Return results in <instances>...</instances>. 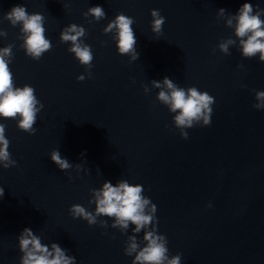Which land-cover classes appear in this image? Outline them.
<instances>
[{"label":"water","instance_id":"obj_1","mask_svg":"<svg viewBox=\"0 0 264 264\" xmlns=\"http://www.w3.org/2000/svg\"><path fill=\"white\" fill-rule=\"evenodd\" d=\"M244 3L264 9V0H0V31L7 33L0 49L13 45L15 86L33 87L44 105L35 135L20 131L18 120L0 118L17 162L0 168V264H20L18 237L25 228L46 245L58 243L77 264H133L124 249L134 226L122 234L111 228L112 219L98 218L108 220L104 229L69 214L74 204L94 213L91 190L121 180L142 185L157 206L158 234L166 236L170 258L264 264V110L253 107L256 92L264 91V63L258 55L243 58L238 40L231 55L218 48L236 39L219 9L235 15ZM18 5L45 17L52 48L39 61L21 47V26L4 19ZM96 6L106 18L85 19ZM152 10L166 19L160 37L151 28ZM121 13L135 21L136 61L118 53L112 33L104 34ZM73 23L87 32L81 39L94 56L91 78L68 51L71 42L60 41ZM165 77L215 98L211 126L181 137L174 114L152 88L151 81ZM57 149L73 164L70 171L52 162ZM77 164L84 170L77 172ZM137 235L142 242L143 231Z\"/></svg>","mask_w":264,"mask_h":264},{"label":"clouds","instance_id":"obj_2","mask_svg":"<svg viewBox=\"0 0 264 264\" xmlns=\"http://www.w3.org/2000/svg\"><path fill=\"white\" fill-rule=\"evenodd\" d=\"M225 9H219L218 18L226 16V25L234 29L236 39L228 38L218 45L219 51L231 55L230 46H235L239 41V49L245 59H253L257 55L259 61L264 63V9L257 6L255 9L251 3H244L235 15H226ZM151 28L153 33L160 37L166 22L159 10H152ZM85 19L92 17L95 22L106 18L104 9L100 6L91 7L84 13ZM13 27L21 26L23 44L21 47L32 60L39 61L42 56L51 50L52 44L45 37V17L41 14H29L26 7L15 6L4 17ZM91 22V21H90ZM135 23L123 13L118 14L114 20L108 23L104 34L112 33V39L116 42L118 53L121 56L131 57V61L139 59L136 50L137 40L133 29ZM0 35H7L0 31ZM87 32L84 27L75 23L65 27L60 34L62 43L71 42L68 51L74 54L79 63L86 67L88 77L91 78V68L94 59L92 49L85 44L82 37ZM12 47L8 45L0 49V118L4 120H18V129L29 135H35L34 125L37 115L44 105L37 99L35 89L29 85L16 87L13 73L9 67L12 63ZM7 58V59H6ZM242 67V65H241ZM85 76L78 77L83 82ZM152 88L159 89L157 100L167 106L170 113L174 114L175 128L184 140L189 139L188 129L196 126H211L213 105L215 98L208 92H201L196 87L184 89L179 87L172 79L165 77L162 82L151 81ZM255 91V90H254ZM145 94L150 89L144 87ZM258 103L253 107L264 110V91L256 92ZM10 141L6 138V125L0 123V168L5 170L16 167L17 162L9 152ZM84 155L83 153L81 154ZM50 158L52 162L63 172L73 168V164L66 158H62L60 151H52ZM84 170L82 164L76 165V171ZM69 179H72L69 177ZM144 188L140 184L132 185L127 180H121L116 185L106 181L102 188L92 189V199L89 204H95V212L88 211L85 207L74 204L69 209V214L74 219H82L88 225L101 228L109 227L108 220H99L106 217L114 220L111 228L118 229L122 234H127L130 225L134 226L133 234L128 236L124 254L132 257L133 264H181L182 255L177 254L169 257L168 240L166 236L158 234L157 206L150 198L143 195ZM5 195L3 186H0V199ZM209 207H212L209 204ZM143 231L142 242L137 239V234ZM19 250L22 253L20 264H77L74 256L67 254L58 243L46 245L42 238L30 229L25 228L18 237ZM144 245L141 247V245Z\"/></svg>","mask_w":264,"mask_h":264}]
</instances>
